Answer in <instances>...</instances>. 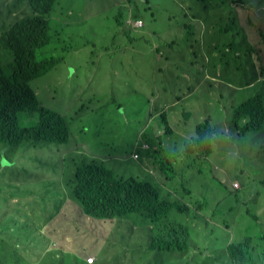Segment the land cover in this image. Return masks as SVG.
Segmentation results:
<instances>
[{"label": "rangeland", "instance_id": "374dc122", "mask_svg": "<svg viewBox=\"0 0 264 264\" xmlns=\"http://www.w3.org/2000/svg\"><path fill=\"white\" fill-rule=\"evenodd\" d=\"M16 3L0 0V32L30 13ZM244 4L248 17L233 0L58 1L47 16L49 41L36 51L39 61L55 60L31 86L42 106L65 119L70 138L43 147L0 144L2 184L20 188L17 199L13 188L0 199V254L6 257L0 264H80L67 240L78 253L81 244L97 241L112 257L99 264H232L230 244L249 237L254 246L264 235V133L240 135L230 126L237 106H256L264 96V82L254 78L262 57L264 67V7L257 0ZM137 19L144 26L133 27ZM259 38L261 44H253ZM235 49L248 56L242 68L237 54L226 57ZM12 64V51L0 43V65L8 73ZM33 123L20 114L21 127ZM207 123L217 128L214 151L205 157L197 156L201 150L187 152L192 140L209 139L197 130ZM138 142L141 160L134 158ZM73 153L103 161L120 177L155 180L163 199L187 206L173 208L167 224L184 227L179 236L188 247L149 250L154 226L143 221L114 223L108 233L80 209L59 223L48 220V211L39 213L34 193L26 196L28 183L49 175L53 194L68 193L59 166ZM86 250L83 257H93Z\"/></svg>", "mask_w": 264, "mask_h": 264}, {"label": "trees", "instance_id": "16d2710c", "mask_svg": "<svg viewBox=\"0 0 264 264\" xmlns=\"http://www.w3.org/2000/svg\"><path fill=\"white\" fill-rule=\"evenodd\" d=\"M199 1L204 5L211 2V0ZM233 1L243 6L246 0ZM57 3L58 0H17L16 6L19 8L20 5L25 4L30 8V13L27 10L26 13L20 14L23 17L0 34V43L13 54L10 72L7 73L0 65V144L5 146L18 148L26 142L33 147H43L49 143L60 145L69 142L70 133L65 119L57 111L42 106L31 86L33 80L47 74L55 60L39 61L36 51L49 41L47 16L54 10ZM257 3L259 7H264V0H257ZM205 11H208L207 6ZM191 36H194L193 32ZM234 54L236 52L228 57ZM254 68V78L264 79V67L256 64ZM259 99L260 103L256 106L243 103L234 109V120L230 129L236 130L240 135L257 130L264 133V109L258 111L264 96H259ZM21 113L28 114L34 119V123L29 127H21ZM197 130L200 134L207 133L209 139L192 140L187 152L201 150L197 156L205 157V153L209 156L214 151L217 128L207 123L199 125ZM166 131H168L167 127ZM162 135L157 139L163 137ZM139 158L141 159L140 155ZM3 164L6 163H1L0 168ZM13 165L14 162L6 167ZM164 168L166 167L163 165L162 171L165 174ZM59 171L63 172L59 173V176L65 179L69 195L77 204L76 210L80 209L95 224H105L106 231L114 223H122L124 220L134 225L143 221L146 225L154 226V234L147 245L149 250L175 252L184 251L188 247L186 238L179 236L185 234L184 227L180 225L169 229L167 224L168 214L173 208L185 211L187 206L163 199L155 180L157 185L150 179L117 176L112 169L105 166L103 161L79 153H73L69 159H66L65 164L61 163ZM0 174L3 173L0 172ZM49 194L48 191L44 199L51 200ZM44 211L47 210L43 209L41 212ZM59 218L55 219L59 220ZM55 219L52 220L55 221ZM97 229L100 230V228ZM257 241H254V246H251V238L247 237L241 243L230 244L228 246L230 259L235 264H255L257 260L262 263L264 235L261 234ZM232 261L231 263L234 264Z\"/></svg>", "mask_w": 264, "mask_h": 264}, {"label": "crops", "instance_id": "0c3cea01", "mask_svg": "<svg viewBox=\"0 0 264 264\" xmlns=\"http://www.w3.org/2000/svg\"><path fill=\"white\" fill-rule=\"evenodd\" d=\"M246 7H247L246 4L243 3V6L241 7V12H240L241 16L248 17L247 14H249V15L252 14L251 10L247 9ZM143 26H144V22H143ZM227 29H228V26L225 28V30H227ZM193 35H194V33H193ZM253 37L254 36H250L248 41L251 42V39ZM261 42L262 41L259 38V40L255 41L253 44H261ZM232 46L233 45H229L228 49H231ZM234 52H236V54L238 56L239 63L241 64L239 68H242L243 66H245V64L247 62V59H248V56L245 55V54H242V52H240L238 49H235ZM229 55H231V54L228 51L226 53V57H228ZM256 64L259 65L258 60H257ZM165 133L166 134H171L172 132L169 130V131H166ZM162 134H163L162 132H159V136L162 135ZM140 146L142 147V144H141V142H138V143H136L135 148H139ZM135 148H134V150H135ZM164 169L166 170V168H164ZM20 176H21V174H20ZM24 177H26V176L24 175ZM4 179H5V175L4 174H0V184H1L0 185V199L5 201V199L7 197V193L9 192V190L11 188H13L14 195H15V197L17 199L18 193L20 192V188L15 186L13 183H11L9 185L8 184H2L4 182ZM48 181H49V179L47 180V182L45 184H41L39 186L38 190H36V188L34 186L30 187L28 185L26 187V196L28 197V194H31V192H33L34 193V203L33 204H34V207L36 208V210L39 213H41V211L43 209L47 210L50 213V218L48 220H52V219H55L57 217H60L59 220H58V223H59V222H61L62 217H65V216H68V215L70 216L72 214L73 210L77 209V207H76L77 204L70 197L69 192L68 193L64 192V194L62 196L53 194L51 192L52 184H51V182H48ZM48 191L50 193L49 195L51 196V200H48L47 198L44 199L45 194L48 193ZM59 205H60V209H58ZM52 213H54V215H52ZM87 219H89V222H90V224L92 226H95L96 228H100V230H105V224H103V223L95 224L90 218H87ZM0 231H1V228H0ZM107 232L109 233L110 230H108ZM69 234L71 235V233H69ZM54 236H56V235H54ZM106 237L107 236H104V239ZM55 239H57V237H55ZM98 239H100V237H98L97 240ZM104 239H101L102 242H103ZM81 245H82V249L80 250L79 253L76 252L73 249L72 240H67L66 241V246H65L67 249L72 250L73 252H75L78 255V259L80 261V264H87V262H86L87 258L83 257V253H84L85 247H87L86 251L88 252V254H91V255L95 256V258H96V263L95 264H99L100 262H109L111 260V258H112V257L106 256L105 254H103L101 252V248L98 246L97 242L95 244L91 243V244H81ZM4 259H6V257L4 255L0 254V261H2Z\"/></svg>", "mask_w": 264, "mask_h": 264}, {"label": "clouds", "instance_id": "9594fccd", "mask_svg": "<svg viewBox=\"0 0 264 264\" xmlns=\"http://www.w3.org/2000/svg\"><path fill=\"white\" fill-rule=\"evenodd\" d=\"M233 3H234V1H233ZM234 4H236V5H238V6H240V8L242 7V5L241 4H239V3H234ZM138 21H141L142 22V26H143V21L141 20V19H137L134 23H132V26L133 27H135V28H138L135 24L138 22ZM141 26V27H142ZM0 34H1V32H0ZM194 37V36H193ZM262 60H263V57H262V59H261V62H262ZM263 64V63H262ZM263 66V65H262ZM264 79H260V80H258V81H263ZM137 150H138V148H135V154H134V158L135 159H138L139 158V155H138V152H137ZM140 159V158H139ZM141 160V159H140ZM139 160V161H140ZM25 176H26V178L28 177V174H24ZM51 176H49V175H46L44 178H43V180L41 181V182H39V183H35V182H29L28 183V185L30 186V187H32V186H34L35 188H36V190H38L39 189V186L41 185V184H45L46 182H47V180L50 178ZM29 178H31V177H29ZM240 186H239V184L237 183L233 188L234 189H237V188H239ZM36 209V208H35ZM95 257V256H94ZM228 257H229V255H228ZM96 259V258H95ZM87 261V260H86ZM229 261L231 262L232 261V259H230V257H229ZM233 262V261H232ZM96 263V262H95ZM234 263V262H233ZM235 264V263H234Z\"/></svg>", "mask_w": 264, "mask_h": 264}, {"label": "built area", "instance_id": "2783aa9c", "mask_svg": "<svg viewBox=\"0 0 264 264\" xmlns=\"http://www.w3.org/2000/svg\"><path fill=\"white\" fill-rule=\"evenodd\" d=\"M137 27H141L142 26V22L141 21H138L136 24H135ZM87 264H95L96 262V259L95 257H90V258H87Z\"/></svg>", "mask_w": 264, "mask_h": 264}]
</instances>
